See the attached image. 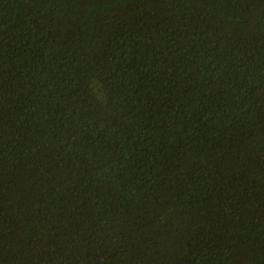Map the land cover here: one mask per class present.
<instances>
[{
    "label": "trees",
    "instance_id": "16d2710c",
    "mask_svg": "<svg viewBox=\"0 0 264 264\" xmlns=\"http://www.w3.org/2000/svg\"><path fill=\"white\" fill-rule=\"evenodd\" d=\"M0 264H264V0H0Z\"/></svg>",
    "mask_w": 264,
    "mask_h": 264
}]
</instances>
